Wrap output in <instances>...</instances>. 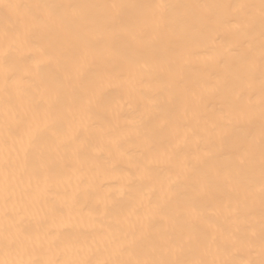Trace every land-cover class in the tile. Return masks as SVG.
I'll use <instances>...</instances> for the list:
<instances>
[{
	"label": "bare ground",
	"instance_id": "bare-ground-1",
	"mask_svg": "<svg viewBox=\"0 0 264 264\" xmlns=\"http://www.w3.org/2000/svg\"><path fill=\"white\" fill-rule=\"evenodd\" d=\"M262 52L261 0H0V261L259 264Z\"/></svg>",
	"mask_w": 264,
	"mask_h": 264
},
{
	"label": "snow or ice",
	"instance_id": "snow-or-ice-1",
	"mask_svg": "<svg viewBox=\"0 0 264 264\" xmlns=\"http://www.w3.org/2000/svg\"><path fill=\"white\" fill-rule=\"evenodd\" d=\"M4 7L9 8H15L19 7V5H4ZM36 8H43L47 11L46 16L38 15V14H32L30 16V23L33 27L40 28L44 27L48 24L49 20L56 19L60 21L61 23H64L67 25V20L65 17H63L61 13V9L64 7L62 5H35ZM111 7L115 8L116 5H111ZM158 9H164L166 6L163 4L155 5ZM261 14L262 17H264V0H261ZM112 24H114V20L111 22H106L105 27L109 28L111 30ZM262 62H264V52H262ZM10 77H6V79H9ZM261 117L264 119V89H262V99H261ZM261 165H262V176H264V129H262V136H261ZM206 184H201V188H204ZM262 198H264V190H262ZM8 246L11 247V245L14 243L13 241L9 240L7 241ZM261 260L259 261V264H264V233L261 235ZM0 264H42L40 261L36 260H17L12 262H5L0 261ZM43 264H52V262H43ZM58 264V262H57ZM80 264H89L87 261H81ZM99 264H131V262L126 261H113V262H99ZM135 264H174V262L167 261V260H154V259H144V260H137ZM175 264H179V262H175ZM196 264H205V262L200 261L196 262ZM224 264H237L235 261L231 262H224ZM245 264H257L256 261L250 260L245 262Z\"/></svg>",
	"mask_w": 264,
	"mask_h": 264
}]
</instances>
